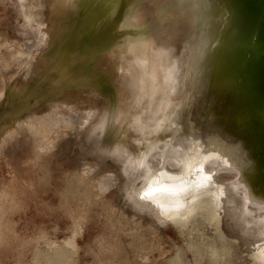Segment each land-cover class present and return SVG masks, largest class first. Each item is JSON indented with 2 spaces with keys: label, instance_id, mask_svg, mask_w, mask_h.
<instances>
[{
  "label": "bare ground",
  "instance_id": "1",
  "mask_svg": "<svg viewBox=\"0 0 264 264\" xmlns=\"http://www.w3.org/2000/svg\"><path fill=\"white\" fill-rule=\"evenodd\" d=\"M15 2L16 13L23 17L15 30L25 41L17 50L19 55L12 53V56L14 59L25 56V63L20 81L10 86L1 84L0 152L17 151L20 145L37 153L56 151L62 136L79 129L84 131V148L94 137H107L116 145V150L104 146L99 150L96 145L93 151L99 152L95 157L100 163L111 159L117 164L121 194L134 210H156L161 221H170L179 232L194 229L200 245L191 240L188 248H198L193 252L206 257L208 264H264V224L255 236L252 235L254 230L249 232L253 240L241 247L230 231L235 228V218L243 208L238 200L241 191L235 194H232L235 189L231 191L236 180L223 187L225 178L231 180L237 174L229 165L230 159L215 145L205 148L197 145V141L190 139L192 133L182 131L179 121H171L177 110L182 111L183 106L188 109L192 104L187 85L195 49L193 44L181 43L180 32L185 22L180 18L183 16L179 14L173 20V16L170 18L161 9L139 7L144 4L142 0H108V6L100 5V9L95 0ZM32 21L36 22L35 27ZM156 23L167 27L150 33L149 28ZM147 31L154 39L162 41L157 49L160 47L159 53H165L163 57L146 44ZM5 33L0 32V42ZM164 39L168 41L166 44H163ZM33 51L38 52L33 54ZM67 109L72 112L67 113ZM182 120L186 118L182 116ZM131 132L140 135V139L132 142ZM175 137L181 141L190 139L192 145L197 146L193 145L183 158H178L180 146L173 141ZM161 142L164 147L159 152L163 153L164 160L153 168L151 152H155ZM129 146L135 148L134 152L122 151ZM100 163L88 164L80 174L76 173L75 183L84 190L81 193L84 198L93 190L94 195L102 196L117 182V176L109 174L94 180L96 174L92 173L107 171ZM216 164L220 166L217 167L219 177H216L220 180L213 178ZM134 171H139L140 179ZM133 176L139 179H136L137 188H134ZM130 184H133L131 189ZM149 188L152 191L147 194ZM245 193L249 202L248 192ZM2 196L7 193L4 191ZM12 199L16 196L11 197V202ZM227 202L233 203V215L226 208ZM248 208H251L248 214L252 219L260 212L264 214V206L258 203ZM227 213L232 218L226 229L223 222ZM240 220L245 228L256 226L249 216L243 220L240 216ZM3 222L4 216H0V238ZM207 238L210 239L201 248V240ZM54 245L51 249H38L36 258L47 264H64L76 248L73 237L58 245L54 241ZM159 252L162 255L167 250ZM183 255L184 251L177 247L175 256L167 264H182ZM150 257L153 263L157 261V255Z\"/></svg>",
  "mask_w": 264,
  "mask_h": 264
},
{
  "label": "rangeland",
  "instance_id": "2",
  "mask_svg": "<svg viewBox=\"0 0 264 264\" xmlns=\"http://www.w3.org/2000/svg\"><path fill=\"white\" fill-rule=\"evenodd\" d=\"M107 1L108 0H95L96 7L100 5L107 7ZM142 1H144V4L139 7L148 6L150 8L161 9L164 13L169 15L170 18L173 16V20L179 15L177 12L173 14L172 10L167 7L168 3L165 0H159L160 3H158L157 0ZM15 6V0H0V32H6L5 38L0 42V89L2 83H6L10 86L14 85L16 81H20L23 64L25 63V56L22 58L17 57V59H14L12 56L13 54L15 56L19 55L17 50L21 48V44L25 41L18 35L17 30H15L23 21V17L21 18L22 15L19 14V16L16 13ZM102 10L105 11V9ZM158 19L157 17L156 20ZM180 19L182 21L184 17ZM31 25L35 27L36 22L32 21ZM166 27V24L156 23V25L151 26L149 29L150 33H155L156 30ZM145 33H147L146 44L150 46L152 51L154 50L156 53L160 54V47L158 49L157 47L162 41L159 42L154 39L148 31ZM167 42L166 39L163 40V44ZM172 43L171 41L170 45H172ZM11 48L14 49L12 50ZM38 51H33L32 53L34 54ZM191 105L188 107L189 110L192 108ZM184 109L187 110V108L183 106L182 111H176L178 114L174 112L175 115H172L174 120L171 119V121H179L181 127L183 126L181 120L185 112ZM65 111L70 113L72 109H67ZM83 132V130L79 129L76 133L71 132L64 136V138L62 136L56 151H40L37 153V151H32V149L28 150L20 145L18 148L16 147L17 151H11V153L8 154H2V152H0V216H4V227L2 228L0 238V264H47L36 258L37 250L51 249V246H55L54 241L58 245L72 237L74 238L76 248L73 255L64 264H167V261L175 256L177 247H181L184 251L182 264H199L202 260L203 263L200 264H208L206 257H200L198 251L193 252L194 250H198V248H188L187 243L191 240H195L198 245H200V241L198 240L199 237L194 229L190 231L181 229L184 232H179L175 229L176 227L174 228V226L171 225L170 221L163 219L165 220H162L165 222L163 223L158 217L159 215L156 210H144L139 212L134 210L132 206L127 203L119 187L121 179L118 178L119 169L117 164L111 159H107L100 163L95 157L99 151H93V147L96 145H98V148L100 147L99 150L102 146L111 150H116V145L107 137L109 141L106 138L98 136L92 138V142L89 141L87 147L84 148ZM132 133L135 135H132ZM191 135H194V133ZM131 137L132 142H136V139H140V135H137L135 132H131L130 138ZM176 137L172 139L175 143L177 142V145L181 148H177L179 154L177 153L176 155L178 158H183L187 150L191 151L193 145L197 146L200 144L197 142V145H192L190 139L193 137L191 136L190 139H185L184 141L178 140ZM106 140L110 143L108 144ZM194 140L197 141L196 139ZM185 142H187V144ZM201 146H198V148ZM129 147L122 151H130L131 149V151L134 152L135 148L133 149L132 146ZM162 147H164V145L161 142L158 147L153 150L155 152H151L152 159H150V163L153 168L159 167L164 160L163 153L159 152L162 151L160 150ZM98 163L107 171L103 172L102 169H99L102 172H97L98 174L95 172L92 173L94 175L96 174L94 180L109 174L115 177L117 176V182L110 192H106L102 196L98 194L94 195L96 191L93 190V192L88 191L90 194L88 198H84L81 194L84 190L75 183L76 173L80 174L83 167L88 164L96 165ZM123 163L124 161H122V164ZM217 165L218 164L214 166V169L216 168L214 170L216 174L213 172L214 179L219 177L217 175L220 169H217V167L220 168V166ZM234 171L237 172L236 170ZM138 173L139 171H134V174L139 177L140 173ZM138 177H134V181L136 182L134 183V188L138 187V180L140 179V177L139 179ZM216 179L220 180L218 178ZM225 179L223 180V187L236 180V186L234 185L231 191L233 192V190H235L233 193L230 191V193L235 194V192L241 191L240 194L242 196L238 200H240V204H242L241 206L243 207L239 212L242 220L249 216L251 221L253 220L252 223L256 224V226L253 224V227L248 226L246 229V225L242 223L240 216L238 215L235 218L234 224L236 229L234 228L235 231L234 229L230 231L232 235H236L238 240L237 244L241 247L246 241L253 240L252 237L258 233L259 228H262L264 224V214L260 212L257 214L258 216L255 215L253 219L251 218L252 216H250L251 214H248L251 210V208H248L250 203L246 198V189L243 185H240L239 180H237L238 172L231 180ZM131 185L133 184H130V189L132 188ZM130 189L127 190L131 191ZM4 191L7 193V196H2ZM14 195L16 199H12L14 201L11 202V197ZM226 208L230 213L234 211L232 210L234 209L233 203L230 204L227 202ZM230 213H227L229 218L226 217L224 220L225 222H223V227L225 226L226 229L230 224L231 214H234V212ZM242 213H245L247 216L244 214L245 217ZM255 217L259 218L257 219ZM158 219L161 222H158ZM228 222L229 224H227ZM239 224L240 228H238ZM79 227L80 229H78ZM54 228L57 231H55ZM250 229L251 231H249ZM176 231L179 233L177 234ZM78 232L81 233L79 234ZM189 232L192 233L189 234ZM249 232H253V236ZM247 235L251 238H248ZM209 239L207 238L204 241L201 240V248L204 246L203 243L207 242ZM37 240L39 242H37ZM243 240L245 241L243 242ZM159 248L165 249L167 252L161 255ZM200 252L203 251L201 250ZM194 253H197L198 256ZM154 254L157 255V261H155V263L151 261L152 257H150Z\"/></svg>",
  "mask_w": 264,
  "mask_h": 264
},
{
  "label": "water",
  "instance_id": "3",
  "mask_svg": "<svg viewBox=\"0 0 264 264\" xmlns=\"http://www.w3.org/2000/svg\"><path fill=\"white\" fill-rule=\"evenodd\" d=\"M165 1L184 17L181 43L195 49L181 130L217 146L249 203L264 206V0Z\"/></svg>",
  "mask_w": 264,
  "mask_h": 264
},
{
  "label": "snow or ice",
  "instance_id": "4",
  "mask_svg": "<svg viewBox=\"0 0 264 264\" xmlns=\"http://www.w3.org/2000/svg\"><path fill=\"white\" fill-rule=\"evenodd\" d=\"M165 55V53H163V52H161L160 53V56L161 57H163ZM172 179H180L179 177H173ZM147 191V194H150L151 193V191H152V189L151 188H149L148 190H146Z\"/></svg>",
  "mask_w": 264,
  "mask_h": 264
}]
</instances>
